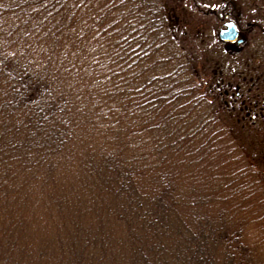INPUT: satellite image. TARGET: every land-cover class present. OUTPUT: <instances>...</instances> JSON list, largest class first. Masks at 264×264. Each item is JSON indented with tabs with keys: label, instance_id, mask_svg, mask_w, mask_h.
Returning <instances> with one entry per match:
<instances>
[{
	"label": "trees",
	"instance_id": "obj_1",
	"mask_svg": "<svg viewBox=\"0 0 264 264\" xmlns=\"http://www.w3.org/2000/svg\"><path fill=\"white\" fill-rule=\"evenodd\" d=\"M164 2L0 0V264H264V118Z\"/></svg>",
	"mask_w": 264,
	"mask_h": 264
},
{
	"label": "rangeland",
	"instance_id": "obj_2",
	"mask_svg": "<svg viewBox=\"0 0 264 264\" xmlns=\"http://www.w3.org/2000/svg\"><path fill=\"white\" fill-rule=\"evenodd\" d=\"M161 1H165L166 4L170 6L172 17L179 21L180 27H183V34L188 40L191 39L193 44L192 47L197 50V52H200L199 54L201 57L199 56L198 70L201 80L206 81L208 79V74L210 73L208 67L214 62H218L221 64V66H219L222 68V72L226 79H231L233 82H240L245 86L246 90L250 88V99L254 96L259 98L262 97L264 94V75L261 77L256 75L260 72L264 73V52H262V50H256L258 48L256 46H260V48L264 46V17L258 18L260 21L257 22L258 26L255 30L253 26L254 22L252 21L254 16H252V14H264V0H256L259 6L256 12L250 8V0H230L234 3L236 11L238 12V20L242 32L240 36L244 38V43L239 45V47H236L237 45L235 42L221 41L218 38L216 29L208 22L210 17L205 15V11L210 12L212 8L217 10L222 2L227 0H199V11L193 9L191 5L192 1L190 0ZM253 63L259 64V70L257 74L254 75L258 77V81L255 82V79L251 82L249 79L241 80L242 75H239V71H244L245 67ZM234 67H242L243 69L239 70L237 75H233L230 68L234 69ZM211 78L213 84L219 83L218 78L212 76ZM257 86L260 87V89H258ZM234 106L235 110L232 116L235 118V122L237 119H243L241 123H246L248 116H244L246 111L243 108L244 105L235 101ZM259 106L263 107L262 110L264 112V102L259 101L258 107ZM255 122V126L257 127H254L252 132L244 137L246 138L247 145L249 144L250 146L251 158H253L255 162L252 161V163L258 174L264 177V136L262 135L264 134V121L262 122L258 119V121Z\"/></svg>",
	"mask_w": 264,
	"mask_h": 264
},
{
	"label": "flooded vegetation",
	"instance_id": "obj_3",
	"mask_svg": "<svg viewBox=\"0 0 264 264\" xmlns=\"http://www.w3.org/2000/svg\"><path fill=\"white\" fill-rule=\"evenodd\" d=\"M192 1L191 5L194 10L199 11L200 8V1L199 0H190ZM199 3V4H198ZM250 8L256 12V10L259 9V6L257 5L256 0H250ZM202 13V12H200ZM205 15L210 16V19H213L217 22V26L213 27L216 29V33H219L220 29H223L226 27V23L233 22L236 26L237 35L235 40H223L224 42H235L236 47H239V45L244 43V38L241 37V26L238 20V12L236 11V7L234 6V3L230 0L223 1L222 4L219 6V9H211L210 12L205 11ZM264 14L260 13H253L252 16H254V19L252 20L254 29H257L258 26V19L259 17H264ZM264 20V19H263ZM237 40H241L240 42H237ZM222 41V40H221ZM256 50H262L264 52V46L260 48V46ZM255 52V51H253ZM247 66V65H246ZM243 69L242 67H234V69L230 68L232 70L233 75H237L238 71ZM234 70V71H233ZM259 70V64L253 63L249 64V66L244 68V71H239V75H242L241 80L249 79L251 82L255 79V82L258 81V77H261L264 75L263 72H260L258 75L257 71ZM254 75L258 76L255 77ZM219 83L215 84L218 89V96L223 99L226 108L231 109L232 111L235 110L234 102L238 101L239 103L243 104V108L246 110L244 116H248V118L252 117H264V112L262 110V106L258 107L259 101L264 102V94L261 98L254 96L251 99L249 98L251 96L250 94V88L249 90H246L245 86L241 84L240 82H233L231 79H226L224 77V73L222 71H219ZM207 86L210 87V89H214L207 79ZM258 89L260 87L257 86ZM252 102V103H251Z\"/></svg>",
	"mask_w": 264,
	"mask_h": 264
},
{
	"label": "water",
	"instance_id": "obj_4",
	"mask_svg": "<svg viewBox=\"0 0 264 264\" xmlns=\"http://www.w3.org/2000/svg\"><path fill=\"white\" fill-rule=\"evenodd\" d=\"M237 35L236 26L233 22L226 23V27L219 30L218 36L222 40H235ZM241 40H237L240 42Z\"/></svg>",
	"mask_w": 264,
	"mask_h": 264
}]
</instances>
